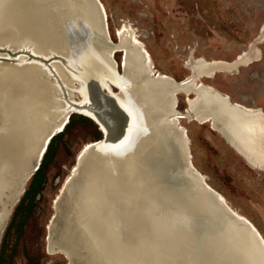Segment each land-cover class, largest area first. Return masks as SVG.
<instances>
[{"label":"bare ground","instance_id":"1","mask_svg":"<svg viewBox=\"0 0 264 264\" xmlns=\"http://www.w3.org/2000/svg\"><path fill=\"white\" fill-rule=\"evenodd\" d=\"M90 3V0H0V43L6 42L10 48L26 46L35 53L56 51L69 55L66 66L57 60L45 66L20 55L14 62L0 60V230L21 194L23 180L41 157L48 135L58 132L72 111L92 118L95 112L84 108L85 103L98 106L101 99L93 93L104 86L107 97L117 96L120 104L116 106L133 114L136 132L144 135H136L135 140L112 154L92 147L94 142L88 145L90 149L70 185L75 192V230L73 227L67 230L58 241L65 243L67 238L75 237L85 248L83 257L91 261L100 258L93 245L105 242L114 264L174 261L187 264L186 260L195 258L191 257L193 248V253L196 249L200 253V245L206 241L203 237L211 234L206 228L214 227L215 219L211 212L201 211L187 188L180 185L179 195L174 197L173 192L169 195L153 180L152 161L163 157L168 149L166 145V149L160 147L159 136L158 144L153 146L154 133L169 134L178 146L181 141L178 139L185 138L183 127L173 118L177 114L173 111L177 99L172 91L177 88L175 94L192 93L193 97L187 101L191 118L208 121L232 148L243 151L249 165L257 168H264V121L255 108L231 103L227 94L197 80L200 73H204L203 77L213 76L207 71L204 58L188 63L195 78L188 76L177 82L164 74L154 75L149 56L137 36L120 31L117 43L109 41L100 33L102 11L89 8ZM82 22L89 28L84 43L77 37L79 32L72 29V26L79 28ZM117 50L123 52L121 73L114 69L111 60ZM240 64L244 61L236 59L233 63L235 68ZM104 81L115 87L126 84L122 87L127 94H113ZM72 83L77 84H74L77 91ZM74 91L79 93L78 98L74 97ZM230 117L237 122L245 121L243 135H237V126ZM103 146L108 151L114 144L106 142ZM185 180L189 183L186 187L195 190L193 182ZM9 201L10 207L6 209ZM180 202L184 208L178 207ZM87 228L98 236L94 233L96 237H91ZM188 229L192 237L187 235ZM46 244L49 252L52 240L47 239ZM175 245L188 254L180 256V251L174 252ZM212 251L214 255L207 258L209 263H224L225 250L216 254L214 247Z\"/></svg>","mask_w":264,"mask_h":264},{"label":"rangeland","instance_id":"2","mask_svg":"<svg viewBox=\"0 0 264 264\" xmlns=\"http://www.w3.org/2000/svg\"><path fill=\"white\" fill-rule=\"evenodd\" d=\"M99 1L109 40L117 43L120 31L134 33L144 45L153 74L180 82L192 73L188 63L204 58L213 76L200 73L197 80L227 94L231 103L255 108L264 121V0ZM122 56L120 50L113 53L118 72L120 67L122 72ZM236 59L244 64L235 68ZM111 89L116 87L111 85ZM73 93L79 97L76 91ZM176 99L173 111L181 113L186 106L184 94L177 93ZM217 106L221 108V104ZM230 118L237 126V135H243L245 121ZM178 124L183 127L193 167L264 239V168L249 165L208 121L179 117ZM101 136L92 118L77 111L69 114L62 129L47 143L39 168L25 181L11 207L0 231V264H67L61 252L46 250V237L53 235L56 209L70 189L71 178H66L76 154ZM165 145L167 151L163 157H155L152 169L166 187L178 189L184 175L176 169L183 161L171 139H166ZM61 189L62 195L54 201Z\"/></svg>","mask_w":264,"mask_h":264},{"label":"water","instance_id":"3","mask_svg":"<svg viewBox=\"0 0 264 264\" xmlns=\"http://www.w3.org/2000/svg\"><path fill=\"white\" fill-rule=\"evenodd\" d=\"M90 1L91 3L89 4L90 6L89 8H93L96 11H99L100 9V11H102L103 30H100L101 31L100 33L104 34L106 38L109 40L108 33L106 30V21H105L106 16H105L103 6L99 0H90ZM72 27H73L72 28L73 30L76 29V31L79 32V35L77 34L78 35L77 37H79L81 39V42L84 43L85 36L89 33V28L87 27V25L84 22H82L79 28L76 26H75L76 28H74V26ZM19 55L22 56L25 60H32V61L37 60L38 62H40L41 64L45 66H50V61L52 60H57L59 64H63L64 66H66L68 62L67 58L69 56L68 54L64 55L63 52L59 53L56 51H50L45 54L35 53V52H32L26 46L10 48L6 42L0 43V60L1 61L14 62L15 60H17V57ZM111 58L113 61L114 69L118 71L116 68L117 64L115 60L113 59V57ZM121 61L122 60L119 61L120 64H121ZM119 71H120L119 73H121V67ZM189 75L191 76V78H195L193 77L194 75L192 73H190ZM104 82L107 85L108 89L110 90L111 85L107 81H104ZM123 85H126V84H122L120 85V87H116V90L111 89L113 91V94H118V93L120 94V92L122 94H127V90L122 87ZM73 89L76 90L75 87ZM106 91H107V88L106 87L104 88V86H100L99 89L98 88L95 89V93L93 94L97 95L101 99L100 101H98L99 105L96 106L90 103L89 104L85 103L84 108L86 107L92 112H95L92 118L95 120V122L97 121L98 128L102 132L101 138L94 140V144L92 147L96 149L100 148L104 152V154L106 153L112 154V153H117L118 151H120L121 149L120 147H122L123 144L130 143L131 141L135 140L136 135L139 136L140 134H138V132H136L134 128L136 127L137 122H135V117L133 116V114L131 115L129 111L127 112V110H123L122 107L116 106L117 104L118 105L120 104L117 101V96L115 95L113 97L112 96L107 97ZM176 91H177V88H175L172 91L174 99L176 98V94H175ZM192 97L193 95L188 96L187 94L184 93V100H185L186 106L184 107L183 112L177 113L175 115L173 114V118H175L176 122H178L179 117L191 118L193 116V114L189 112L190 108L187 102L188 99H191ZM122 125L124 126L122 127ZM61 127L59 130H61ZM52 135L53 133H50L48 135L47 143ZM143 135L144 134H141L140 136H143ZM154 135H155L154 139L156 140L154 141L153 139L152 141L153 146H156V144H158L159 141H162L160 143V147H162L163 143L168 138L171 139L172 141L174 140L167 133L161 134L160 132H157V133H154ZM158 136L161 138L157 142V140L159 139ZM179 140H181L179 142L180 146H178L176 143L175 145L178 149L179 155H181V159L183 162L178 170L180 172L183 171L182 173L184 174V179H187L193 182V186H195V190L194 189L192 190V188H190L189 185L186 187V185L189 184L188 181L186 180L183 181V184L181 186H183V188H187L189 192H192V195L195 197V200L198 203L199 207L201 208V211H204L207 214L211 212L212 213L211 215L215 219V226H214L215 228L214 227L210 229L206 228L207 233H211V234H208L206 237H203L205 239H202V240H206V241L201 245L199 244L200 253L199 251L197 252V249H196V252L193 253V250H194L193 248L191 257H195V258L194 259L192 258L189 261L186 260V262H189L187 264H190V263L191 264H212V262L209 263V260L207 258L214 255L212 251V248L214 247H215L216 254H217V251H220L221 253L222 250H225L222 255V259L224 261V263L222 264H243V263L244 264H264V239L259 233V231L247 219L242 217V215L236 213V211L232 209L226 203L223 196L206 183L203 175L200 176L199 172L197 174L195 173V171L193 170L194 167L188 158L186 137L178 139V141ZM106 142H113L114 147H112L108 151L105 150L106 148H104L103 145H105ZM47 143L45 145H47ZM233 148L238 154L240 155L242 154L241 156L245 159L243 151L241 149L236 148V147H233ZM89 149L90 147L83 146L79 150V152L76 154L75 163L72 166L71 173L66 178V181L67 179L71 178V183L73 182L74 177H76L77 173L80 171L81 161L83 160V157L86 155ZM40 158L37 161L35 168L29 172L27 177H25V179L23 180V183H25L28 177L37 168ZM262 166H264V164ZM253 167H256V166L253 165ZM154 172H155L154 169H152L151 173H153V180H155V182L158 183L160 188L167 190L169 195H171V193L173 192L172 196L178 197L179 190L171 188V187H166L161 181H159L156 178V174ZM22 191H23V188L21 189V192ZM62 191H63L62 189L59 190V193L56 195L54 201H56V199H58V197L62 195ZM74 194L75 192L73 193V191L70 188L68 192L64 194L62 205L60 207H57L56 209V214L58 215V219L56 222V226L53 229V235L48 234L46 237V242H47V239H49L50 241L52 240V246L49 252H61L67 258V264H114L112 261L113 258L111 254L109 253L110 248L106 247L105 242H103L104 245H98L96 242L97 244L96 247L93 245L94 249L100 256V258L94 261H91L90 259L83 257L85 248L83 247L81 243H78V241L77 242L75 241L76 239L75 237H73V239L67 238V241H64L67 244L62 243V241L60 242V240L58 241L59 238L61 237L64 238L63 235L66 234L67 230L71 231L72 227L75 230L76 212L74 210V200H75ZM7 204L5 205L6 209L10 207V201L7 202ZM178 204L180 205L178 206L180 208L185 207L183 205V202H180ZM1 221H3V217ZM87 229L88 231H90L89 233L91 234V237L93 236V238H95L96 235L98 236V233H96V231H91L90 228H87ZM188 231L190 233L187 235L192 237L191 231L189 229ZM215 238L217 240H215ZM198 242L199 241H197L194 244V246L198 245L197 244ZM176 247L177 245H175V247L173 246L172 249H174V252L175 250L180 251V254H179L180 256H183L184 254L185 255L188 254V253H185L184 250H182V248L176 249ZM205 247H207V249H205ZM46 250L48 251L47 247H46ZM174 255L176 256V253H174ZM198 256L200 258H198ZM169 258L174 259V257L172 256L171 257L169 256ZM172 259H169V260L172 261ZM174 262L172 263L177 264Z\"/></svg>","mask_w":264,"mask_h":264},{"label":"trees","instance_id":"4","mask_svg":"<svg viewBox=\"0 0 264 264\" xmlns=\"http://www.w3.org/2000/svg\"><path fill=\"white\" fill-rule=\"evenodd\" d=\"M50 140H51V138L49 139L48 144H49ZM44 153H45V152H43V154H42L41 160H42V158H43ZM40 164H41V161L39 162V165H40ZM38 168H39V167H37V168L35 169V171L33 172V174L36 173V171H37ZM33 174H32V175H33Z\"/></svg>","mask_w":264,"mask_h":264}]
</instances>
